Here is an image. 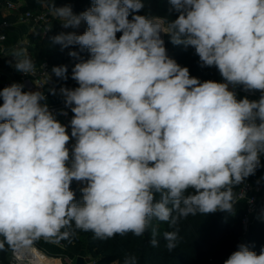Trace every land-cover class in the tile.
<instances>
[{
  "label": "clouds",
  "instance_id": "1",
  "mask_svg": "<svg viewBox=\"0 0 264 264\" xmlns=\"http://www.w3.org/2000/svg\"><path fill=\"white\" fill-rule=\"evenodd\" d=\"M35 3L65 29L87 27L49 37L62 51L78 48L68 52L78 86L59 89L69 125L44 92L16 82L0 89V252L30 250L41 238L71 242L80 231L142 236L153 219L175 227L190 215L233 213L234 188L264 167V0H168L177 15L167 28L138 14L144 0H91L79 14L55 0ZM161 33L194 49L222 82L191 76ZM11 56L16 71L33 72L27 54ZM51 72L69 78L67 65ZM238 86L259 98L238 99ZM73 181L84 185L79 199ZM163 239L172 251L178 230ZM150 244L159 247L155 230ZM224 264H264V248L257 255L240 243Z\"/></svg>",
  "mask_w": 264,
  "mask_h": 264
},
{
  "label": "trees",
  "instance_id": "2",
  "mask_svg": "<svg viewBox=\"0 0 264 264\" xmlns=\"http://www.w3.org/2000/svg\"><path fill=\"white\" fill-rule=\"evenodd\" d=\"M144 4V9L138 14H147L150 18L162 19L166 24H168V20L174 19L177 15L174 12L169 13L168 0H144ZM55 5L57 7L69 5L74 13L79 14L91 6V0H55ZM86 27L77 34H82ZM61 32L68 31L62 27L61 23H56L43 39L44 48L41 51V57L42 60L50 64L51 68L59 65L68 66L67 75L69 78L67 80H61L54 75L53 84L56 87L75 88L78 85L71 79V71L77 61L69 57L68 52L70 50L78 51V48L62 51L59 45H53L49 39ZM117 35L119 36V34ZM165 47L169 57L181 66L189 68L191 76L197 77L201 81L220 82L221 76L218 70L215 67H202L194 49L173 45L166 34ZM81 55L87 58L86 52ZM239 88L242 90V87ZM261 163L264 165V157H262ZM263 174L264 167H261L255 175L246 180ZM71 187L79 199L80 189L74 181ZM240 187L241 185L234 188L235 195ZM244 213L243 204L236 203L233 213L218 211L207 215H190L187 218H182L175 227L153 219L148 230L142 236L128 233L123 236L116 235L110 239H97L91 232L80 231L70 238L71 242L65 239H54L61 242L65 250L74 256L79 255L81 250L86 248L87 252L96 258L95 264H123L124 259L130 256L136 258L137 264H224V260L235 251L239 241L249 245L257 255L264 248V222L251 227L246 233L240 221ZM153 230L157 233L159 247H153L150 244ZM176 230L179 235L177 247L169 251L165 247L163 233ZM9 249L6 246V250L0 252V264H13L9 258Z\"/></svg>",
  "mask_w": 264,
  "mask_h": 264
},
{
  "label": "built area",
  "instance_id": "3",
  "mask_svg": "<svg viewBox=\"0 0 264 264\" xmlns=\"http://www.w3.org/2000/svg\"><path fill=\"white\" fill-rule=\"evenodd\" d=\"M6 1V8L12 11H16V20L11 22L8 18L4 19L0 23V47L6 41L7 35L5 34V30L8 27H11L14 23H22V24H32V26L40 33L41 37L45 38L49 32V29L53 28L55 25V20H52V14L48 8H30L25 11H22L23 0H0ZM162 39L165 41V34L161 33ZM32 59V58H31ZM35 67L32 73L29 75H25L21 72H18L21 83L24 85L25 91H42L45 92L50 88H55L56 93H59L58 87L53 84L54 74L51 72L50 64L45 61L41 64H36L32 59ZM10 62L14 63V57H10L8 59V63L11 66ZM12 67V66H11ZM50 77V79H49ZM222 82V78L220 80ZM12 82L5 84L4 87L9 86ZM237 96L242 92L239 87L235 89ZM50 110L56 114L57 119L60 120L63 124L69 125V122L72 118V112L70 108H66L64 102L58 105H48ZM61 110L67 112V115H61ZM70 127L68 129L70 134ZM72 143L74 141H70L69 148H71ZM236 203H242L244 208V215L241 218V224L247 233L253 224H261L264 222V174L253 177L250 180H245L241 185L239 191L235 195ZM39 240H43L49 242L51 240H45L41 238ZM36 242V241H35ZM35 242L33 245H35ZM32 245V246H33ZM9 258L13 264H29L27 258L23 256V252L20 251L16 254L13 253L11 249H9Z\"/></svg>",
  "mask_w": 264,
  "mask_h": 264
},
{
  "label": "crops",
  "instance_id": "4",
  "mask_svg": "<svg viewBox=\"0 0 264 264\" xmlns=\"http://www.w3.org/2000/svg\"><path fill=\"white\" fill-rule=\"evenodd\" d=\"M5 2L6 1H0V23L6 18H8L9 21L14 22L17 18L16 11L7 9ZM23 2V5L25 6L22 8V11L40 7L39 4L35 3V0H23ZM51 16L52 20L57 22L56 20H58V18H55L53 15ZM156 20H160L163 27L167 28V24L164 20L158 18H156ZM5 34L7 35V39L0 47V89L9 82L21 83L19 74L15 72L13 67L8 63V59L12 57L11 55L14 53L21 54V58H23L24 54H27L36 64L45 62V60H41V46L43 45V40L40 33L32 26V24L14 23L11 27H8L5 30ZM48 90L44 92L47 96L46 103L48 105H58L64 102L63 97L59 93L51 94ZM244 96H248L249 99H252L251 97L254 98L252 93L246 92H242L237 98H243ZM254 226H256V224L252 227Z\"/></svg>",
  "mask_w": 264,
  "mask_h": 264
},
{
  "label": "rangeland",
  "instance_id": "5",
  "mask_svg": "<svg viewBox=\"0 0 264 264\" xmlns=\"http://www.w3.org/2000/svg\"><path fill=\"white\" fill-rule=\"evenodd\" d=\"M41 7V6H40ZM56 23H60L59 20H56ZM87 25L82 23L78 28H67L66 30L68 32H76V33H80ZM43 40V37H41ZM43 49L44 48V43L41 46ZM42 60V57H41ZM243 90V89H242ZM255 99L259 98L260 93L256 92L253 94ZM252 99H254L253 97H251ZM78 188L80 189L81 187H83L84 185H82L79 182L74 181ZM254 225V224H253ZM45 242V243H42ZM34 247L38 248L39 250H41V252H43L44 255L51 257L54 259V261H52L53 264H56L59 262V264H75L76 263V259L79 256L84 257L85 261L87 262V264H95L96 258L92 257L86 250V248H83L80 252L79 255L74 256L69 254L66 250L65 247L62 245L61 242H59L57 239L52 238L51 241L46 242L43 240H37L35 242V245H33ZM11 260V259H10Z\"/></svg>",
  "mask_w": 264,
  "mask_h": 264
},
{
  "label": "bare ground",
  "instance_id": "6",
  "mask_svg": "<svg viewBox=\"0 0 264 264\" xmlns=\"http://www.w3.org/2000/svg\"><path fill=\"white\" fill-rule=\"evenodd\" d=\"M163 27L160 20H156ZM23 256L27 258L29 264H53V258L48 257L41 252L38 248L32 246L30 250H22Z\"/></svg>",
  "mask_w": 264,
  "mask_h": 264
},
{
  "label": "water",
  "instance_id": "7",
  "mask_svg": "<svg viewBox=\"0 0 264 264\" xmlns=\"http://www.w3.org/2000/svg\"><path fill=\"white\" fill-rule=\"evenodd\" d=\"M240 243H243V241H239V242L237 243V245L240 244ZM237 245H236L235 250H237ZM75 264H87V262L85 261L84 257L79 256V257H77V259H76V263H75Z\"/></svg>",
  "mask_w": 264,
  "mask_h": 264
}]
</instances>
